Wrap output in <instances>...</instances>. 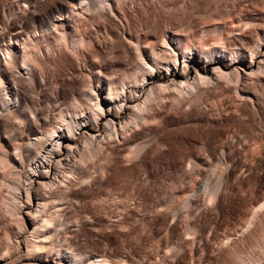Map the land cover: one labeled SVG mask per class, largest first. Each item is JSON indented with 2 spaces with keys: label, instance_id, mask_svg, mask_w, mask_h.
Returning a JSON list of instances; mask_svg holds the SVG:
<instances>
[{
  "label": "bare ground",
  "instance_id": "obj_1",
  "mask_svg": "<svg viewBox=\"0 0 264 264\" xmlns=\"http://www.w3.org/2000/svg\"><path fill=\"white\" fill-rule=\"evenodd\" d=\"M169 1L150 0L140 15L123 0H0V206L14 221L0 237V264H186L163 243L138 260L57 241L72 222L64 216L65 189L83 182L79 171L111 140L121 143L119 156L131 158L134 134L131 140L124 134L137 131L156 105L186 96L198 102L206 88L260 101L264 0L215 7L209 1L206 9L193 0ZM196 17L202 22L194 26ZM46 57L57 62L54 75L44 67ZM103 157L95 163L99 170ZM253 225L262 243L264 222ZM260 247L264 252V242ZM232 253L217 257V264H257L259 258L248 263L239 249Z\"/></svg>",
  "mask_w": 264,
  "mask_h": 264
},
{
  "label": "rangeland",
  "instance_id": "obj_2",
  "mask_svg": "<svg viewBox=\"0 0 264 264\" xmlns=\"http://www.w3.org/2000/svg\"><path fill=\"white\" fill-rule=\"evenodd\" d=\"M123 1L128 2L127 7L135 5V13L142 15L150 0ZM168 1L164 0L165 3ZM209 1H212V7L224 5V1L225 4L240 2L193 0V3L197 8H212ZM196 18L191 21L192 25L202 22ZM52 59L46 57L47 63L43 61L44 67L51 71L48 72L50 75L56 73L57 62ZM154 73L156 79L160 77L159 71ZM169 82L167 77L165 83ZM156 84L154 79L152 85ZM257 88L263 94L259 103L248 104L245 99L243 102V97L238 100L234 90L229 96L221 89L222 92L206 88L209 90H203L198 102L186 96L180 98L181 101L165 99L164 105H156L155 110L148 112L151 119L147 116L144 126L141 123L137 131L135 126L124 134L125 138L129 135L127 140L134 138L135 155L127 157L128 160L119 156L118 144L121 143L111 140L98 155L104 156L105 163L102 164L105 168L99 170L96 160L100 157L94 158V164H97L91 165L93 161H90L87 170L79 171L83 182L77 180L80 185L72 183L65 189L64 216L72 222L70 227L66 229L65 226L62 233H58L60 240L57 238V241L63 245L70 241L76 249L110 256L135 255L131 258L138 260L144 254L155 255L161 246L168 244L175 259L186 264H217L219 259L233 257L230 254L236 249L240 255L247 256L243 255L242 259L248 263L255 257H259L253 261L257 264L264 261V252L260 250L264 240L261 243L254 239L257 227L252 226L264 222V90ZM130 134H134L131 139ZM90 165L94 166V171ZM89 176L93 178L89 179ZM0 212L2 237L4 230L14 227V221L5 209ZM247 221H251L250 224ZM241 250L245 251L242 253ZM22 253H25L24 249ZM194 254L198 257L192 262L190 256Z\"/></svg>",
  "mask_w": 264,
  "mask_h": 264
}]
</instances>
